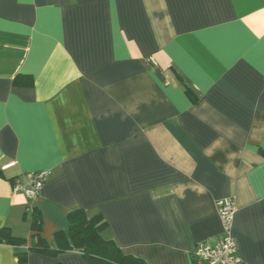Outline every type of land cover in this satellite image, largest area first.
I'll list each match as a JSON object with an SVG mask.
<instances>
[{"label": "crops", "instance_id": "crops-1", "mask_svg": "<svg viewBox=\"0 0 264 264\" xmlns=\"http://www.w3.org/2000/svg\"><path fill=\"white\" fill-rule=\"evenodd\" d=\"M222 199L264 264V0H0V264H90L30 251L33 211L56 248L79 208L125 254L194 264Z\"/></svg>", "mask_w": 264, "mask_h": 264}, {"label": "trees", "instance_id": "trees-1", "mask_svg": "<svg viewBox=\"0 0 264 264\" xmlns=\"http://www.w3.org/2000/svg\"><path fill=\"white\" fill-rule=\"evenodd\" d=\"M18 75L14 79L16 86H32V79L25 80ZM68 231L56 234L57 247L51 248L43 237L42 218L39 211H33L31 229L34 235L31 240L30 251L40 253L44 256L57 258L60 254L68 251H76L90 264H147L146 261L133 255L125 254L120 247L110 238L105 237L107 223L98 214L89 217L84 209H75L68 215ZM3 238L7 243L22 245L27 239L14 236L9 229L3 231ZM21 261L27 260V256L20 255ZM51 264H61L54 262Z\"/></svg>", "mask_w": 264, "mask_h": 264}, {"label": "built area", "instance_id": "built-area-1", "mask_svg": "<svg viewBox=\"0 0 264 264\" xmlns=\"http://www.w3.org/2000/svg\"><path fill=\"white\" fill-rule=\"evenodd\" d=\"M49 176V171L32 173L30 174V184L25 186L16 183L14 192L23 193L31 199H36L43 191ZM218 213L222 222L220 239L214 244L198 243L193 251L194 264H247L240 254L238 243L232 233L236 213L233 199L218 201Z\"/></svg>", "mask_w": 264, "mask_h": 264}]
</instances>
